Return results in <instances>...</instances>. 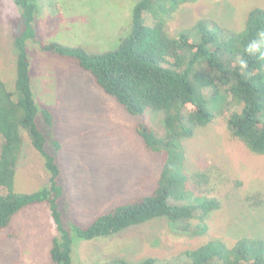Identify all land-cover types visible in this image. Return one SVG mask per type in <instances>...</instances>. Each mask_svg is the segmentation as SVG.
<instances>
[{
  "label": "trees",
  "instance_id": "1",
  "mask_svg": "<svg viewBox=\"0 0 264 264\" xmlns=\"http://www.w3.org/2000/svg\"><path fill=\"white\" fill-rule=\"evenodd\" d=\"M196 1L138 0L131 10L130 29L117 47L89 53L81 47L40 42L33 25L38 0H12L21 28L13 39L12 83L7 86L0 75V230L20 210L45 203L56 232L48 251L51 264H75L76 242L110 237L155 219L164 218L181 232L198 236L207 232L209 218L221 207L216 194L226 178L217 169L204 166L193 175L199 189L194 193L185 143L197 129L224 115L230 137L250 153L264 156V5L248 9L242 27L235 30L198 19L174 33L171 23L179 9ZM28 43L74 62L128 115L163 114L162 136L145 121L135 126L144 150L161 159L151 190L112 207L85 227L66 228L57 207L62 193L56 182L60 169L45 150V136L36 123L40 110L50 125L51 113L39 109L35 99ZM25 138L42 158L49 176L47 187L31 193L14 189ZM51 143L59 148L57 141ZM252 194L246 199L253 207L264 203V188ZM176 258L172 262L147 257L137 264H264V239L244 236L233 243L212 239L181 251Z\"/></svg>",
  "mask_w": 264,
  "mask_h": 264
},
{
  "label": "rangeland",
  "instance_id": "2",
  "mask_svg": "<svg viewBox=\"0 0 264 264\" xmlns=\"http://www.w3.org/2000/svg\"><path fill=\"white\" fill-rule=\"evenodd\" d=\"M137 1L38 0L33 24L37 39L81 47L89 53L114 50L130 29L131 10ZM255 5H264V0H198L179 9L171 30L176 33L198 19L235 30L242 27L244 15ZM20 21L12 0H0V75L7 86L14 79L13 39L20 31ZM27 52L37 105L51 113L50 125L40 110L36 123L45 136V150L60 169L56 182L62 193L57 207L65 227H85L112 207L147 194L159 176L161 159L144 150L135 126L145 121L162 136L163 114L128 115L74 62L48 55L33 43L27 44ZM185 146L194 193L199 189L193 175L204 166L217 169L226 178L216 194L221 207L209 218L207 232L201 236L181 232L164 218L155 219L97 241L76 242L75 264H137L147 257L174 262L181 251L208 240L264 239V203L253 207L246 199L264 188V156L250 153L230 137L224 115L197 129ZM48 185L42 158L25 138L14 189L31 193ZM55 235L45 203L20 210L0 230V264H51L48 251Z\"/></svg>",
  "mask_w": 264,
  "mask_h": 264
}]
</instances>
